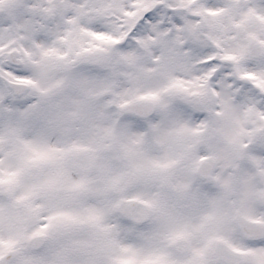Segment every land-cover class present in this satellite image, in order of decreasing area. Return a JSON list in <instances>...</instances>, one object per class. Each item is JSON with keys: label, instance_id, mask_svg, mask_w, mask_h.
Here are the masks:
<instances>
[{"label": "rangeland", "instance_id": "obj_1", "mask_svg": "<svg viewBox=\"0 0 264 264\" xmlns=\"http://www.w3.org/2000/svg\"><path fill=\"white\" fill-rule=\"evenodd\" d=\"M256 43L264 48V0H0V73L33 89L15 102L0 84V193H11L7 203L31 200L19 238L55 230L46 256L23 249L22 262L198 264L219 224L232 246L252 251V264H264V248L241 245L229 225L236 210L264 219V58ZM13 48L22 69L7 62ZM110 51L114 77L89 64ZM202 60L210 65L196 68ZM66 80L77 93L68 88L62 106L56 92ZM138 100L157 105L152 120L118 115ZM37 106L40 114L24 118ZM112 140L130 172L109 165ZM79 151L91 155L83 169L71 159ZM211 154L213 178L194 190L190 171ZM30 163L43 168L34 181ZM116 197L140 201L145 224H121ZM11 211L0 199V253L15 243ZM179 236L191 240L188 260L169 250Z\"/></svg>", "mask_w": 264, "mask_h": 264}, {"label": "water", "instance_id": "obj_2", "mask_svg": "<svg viewBox=\"0 0 264 264\" xmlns=\"http://www.w3.org/2000/svg\"><path fill=\"white\" fill-rule=\"evenodd\" d=\"M255 49L258 51L260 56H263V54H264L263 49L258 44L255 45ZM19 56H20V54L17 51H13L12 53H10L9 59L11 60V63L21 66L22 62L20 60L16 61V58ZM8 86L12 90H14L16 92V94H18V95L23 93L25 90H28V87H24L23 85H17V84H13V83H8ZM122 112L126 116H137V117L142 118V119H148L156 112V106L152 102L141 101V102H137V103H134L131 105H126L122 109ZM86 160H87V154L86 153L83 152V153H80L78 155V161L79 162H85ZM203 168L206 171H209L212 169V165L204 162ZM31 170H32V173L35 174V173H37L38 168L34 167ZM262 201L264 203V195L262 197ZM126 206L129 207L131 205H129V206L126 205ZM124 208H125V206L122 203L120 206V210H121V213L123 215H125V213L123 212ZM135 208H136V204L131 206V209H132L131 214L133 213ZM127 216L130 217L129 215H127ZM234 221L236 223V226L241 231L244 230V232H243L244 237L248 241H252L254 239L261 240L264 238V225H261L259 223L247 222V220H245V218H243L240 214H236ZM46 244H47V239L45 236L36 237V238L32 239L30 242V245L32 246V248L35 251H41L45 247ZM221 249H223L224 252H219ZM174 251H176L179 256H187L189 254L187 241L180 239L177 242H175L174 243ZM225 251L226 250H225L224 243L220 242V243H218L217 247L215 248V250L213 252V256L216 255V257L219 258L220 260H223L225 262V264H235V261H237V259H239V261H238L239 263L236 262V264H244L245 263L244 257L231 254L232 252L229 249H228L229 252H227V251L226 252L232 256H228ZM15 259H16L15 252L12 251V252H9L5 257L0 259V264H11L12 262L15 261Z\"/></svg>", "mask_w": 264, "mask_h": 264}, {"label": "flooded vegetation", "instance_id": "obj_3", "mask_svg": "<svg viewBox=\"0 0 264 264\" xmlns=\"http://www.w3.org/2000/svg\"><path fill=\"white\" fill-rule=\"evenodd\" d=\"M261 213L264 215V210H262ZM260 222L264 223V219L261 220ZM231 226H232V225H230V227H231ZM216 228H217V235H219V236H218V238H216V239L214 240V242L210 245L209 249L205 252V254L201 255V262L198 263V264H201L202 261H203L204 264H222V263H220V262H215V263L210 262V261H211V257H210V255H211V252H212L213 248L215 247V244L217 243V241H219V240H224V241H227V242H228L227 239L223 238V236L220 235V232L223 231L224 229H222V228L220 227L219 224H218V227L216 226ZM231 228H232V230H233V232H231V233H232L233 235H235V237H236V236H237V232L234 230L233 226H232ZM43 234H46V235H48V236L50 237V236H51L50 234H52V230L47 229L46 232H44ZM209 234H210V232H209ZM249 246H251V247H253V248H254V247H258V248H260V247H263V246H264V243L258 244V243H256V242H254V243L250 244ZM14 248L18 251V253H20V252H21V249H22V244H18L17 246L14 245ZM232 248H233V247H232ZM233 250H235V249L233 248ZM235 251H238V250H235ZM238 252H239V251H238ZM242 254H243V253H242ZM251 254H252V253L245 254V256L247 257V264H252V261H251V260H252V259H251ZM2 255H4V253H2V254L0 255V257H1ZM202 259H204V260H202ZM204 261H205V262H204ZM212 261H214V260L212 259Z\"/></svg>", "mask_w": 264, "mask_h": 264}, {"label": "trees", "instance_id": "obj_4", "mask_svg": "<svg viewBox=\"0 0 264 264\" xmlns=\"http://www.w3.org/2000/svg\"><path fill=\"white\" fill-rule=\"evenodd\" d=\"M107 56L110 57V67L111 70L113 71V74H115L116 66H117V59L115 60V56L113 53L108 54Z\"/></svg>", "mask_w": 264, "mask_h": 264}]
</instances>
